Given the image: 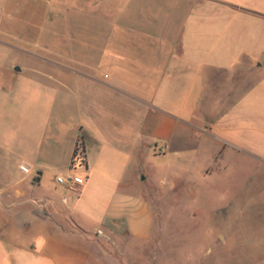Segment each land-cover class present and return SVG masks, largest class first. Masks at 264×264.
Here are the masks:
<instances>
[{
	"label": "crops",
	"instance_id": "1",
	"mask_svg": "<svg viewBox=\"0 0 264 264\" xmlns=\"http://www.w3.org/2000/svg\"><path fill=\"white\" fill-rule=\"evenodd\" d=\"M118 6L98 10L109 17L92 27L101 40H74V55L34 52L20 70L12 56L23 45L0 38V264H87L99 230L150 238L153 151L187 157L216 137L264 166V0ZM2 10L19 12L16 0ZM215 87L230 89L229 107L203 124ZM67 173L85 184H58Z\"/></svg>",
	"mask_w": 264,
	"mask_h": 264
},
{
	"label": "rangeland",
	"instance_id": "2",
	"mask_svg": "<svg viewBox=\"0 0 264 264\" xmlns=\"http://www.w3.org/2000/svg\"><path fill=\"white\" fill-rule=\"evenodd\" d=\"M38 1L16 0L19 12L0 13V38L23 45L12 56H17L20 67L34 52L57 55L62 50L74 55L79 50L74 40H101L104 36L92 33V27H107L108 16L98 10L106 12L107 4V9L117 8L121 0ZM109 16L120 21L126 17ZM130 17L139 22V16ZM59 39L66 40L67 46L58 47ZM44 42L49 46L30 44ZM90 53L88 48L86 54ZM229 90L210 91V97L215 92L214 99L222 101L213 99L208 111H200L208 117L203 124L217 121L227 111L229 96L224 93ZM204 145L205 149L187 157L149 154L145 181L156 214L152 236L137 240L98 232L102 235L89 242L87 264H264V166L249 152L219 138L205 139Z\"/></svg>",
	"mask_w": 264,
	"mask_h": 264
},
{
	"label": "built area",
	"instance_id": "3",
	"mask_svg": "<svg viewBox=\"0 0 264 264\" xmlns=\"http://www.w3.org/2000/svg\"><path fill=\"white\" fill-rule=\"evenodd\" d=\"M78 159V156L73 159V162H75V160ZM20 169L26 173V174H30L31 173V165L26 163V162H22L19 165ZM56 181L58 184H67L70 185L72 187H78V186H82L85 184V179L77 174H73V173H67V174H57L56 175ZM98 232L102 233L101 230H99Z\"/></svg>",
	"mask_w": 264,
	"mask_h": 264
},
{
	"label": "water",
	"instance_id": "4",
	"mask_svg": "<svg viewBox=\"0 0 264 264\" xmlns=\"http://www.w3.org/2000/svg\"><path fill=\"white\" fill-rule=\"evenodd\" d=\"M16 69H17V70H20V69H21V67H20V66H17V67H16ZM35 180H36V181H39V180H40V178H39V177H36V178H35Z\"/></svg>",
	"mask_w": 264,
	"mask_h": 264
}]
</instances>
